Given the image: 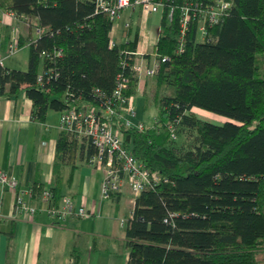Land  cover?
I'll use <instances>...</instances> for the list:
<instances>
[{"label": "trees", "instance_id": "1", "mask_svg": "<svg viewBox=\"0 0 264 264\" xmlns=\"http://www.w3.org/2000/svg\"><path fill=\"white\" fill-rule=\"evenodd\" d=\"M0 10L31 15L40 29L28 40L26 68L0 66V91L24 90L34 118L43 121L49 109L61 111L72 101L81 108L98 104L95 89L109 95L119 72L131 79L124 93L134 92L132 58L123 67L120 52L136 48L137 32L129 44L115 38L111 44L113 21L92 0H0ZM160 24L155 50L168 58L153 76L157 87L172 85L173 93L157 98L155 126L110 119L124 147L167 178L135 195L125 225L127 264H258L264 250V76L257 63L264 52V0H235L210 29L215 41L195 42L189 34L181 52L175 18L163 16ZM7 31L10 37L9 25ZM42 49L61 53L48 58ZM193 107L227 119L212 122ZM175 114L172 138L167 125ZM183 129L191 132L192 150L174 143ZM56 153L88 161L96 148L60 131ZM30 186L33 196L44 188L39 181ZM49 190L52 199L63 195Z\"/></svg>", "mask_w": 264, "mask_h": 264}, {"label": "crops", "instance_id": "2", "mask_svg": "<svg viewBox=\"0 0 264 264\" xmlns=\"http://www.w3.org/2000/svg\"><path fill=\"white\" fill-rule=\"evenodd\" d=\"M154 14L157 13L144 18L143 27L136 23L140 14H133L134 28H141L144 35H148L141 43L149 50L152 47L148 40L154 37L158 26L151 27ZM15 26L18 41L23 40L18 49L28 46L29 53L28 40L34 35L33 28L0 10V59L4 66L11 68L16 67L4 62V55H8L6 45L14 36ZM120 31L123 35L122 27ZM27 58L28 54L24 59L26 66ZM146 76L142 73L136 81L138 95L135 90L132 93L136 108L133 120L152 126L156 112L148 122L143 116L148 103L144 88ZM32 105L33 100L24 90L10 96L0 91V167L17 178L18 189L39 181L44 188L53 187L57 196H71L75 209L84 205L92 213L86 216L71 214L60 221L42 209L45 203L36 195L24 196L26 202L35 207L29 216L17 207L15 192L0 183V264H127L129 247L125 225L134 207V193L125 183L121 191L102 198L103 167L91 164L78 154L74 160L58 158L60 111L49 109L45 120L41 121L32 116Z\"/></svg>", "mask_w": 264, "mask_h": 264}, {"label": "built area", "instance_id": "3", "mask_svg": "<svg viewBox=\"0 0 264 264\" xmlns=\"http://www.w3.org/2000/svg\"><path fill=\"white\" fill-rule=\"evenodd\" d=\"M95 11L105 12L110 19L114 21L122 16L124 10L130 8L129 14L125 16L122 22L123 39L120 41L124 44L129 42L137 32L136 48H122L120 54L121 65L129 66V59L132 58L130 69L132 75L138 81L140 75L144 73L147 76H153L158 71L161 63L168 56L161 55L155 50L156 43L159 39L161 24L156 28L154 37L148 40V45L152 48L149 50L142 45L144 30L134 28L133 14L139 13L146 18L153 13H159L160 19L172 21L174 18L177 22L176 34V51H183L186 46L187 36L193 34L195 42L215 41L217 37L210 32V29L217 23L221 22L229 12L235 0H92ZM4 15L31 26L34 35L40 31L37 26L36 18L25 14H17L13 10H2ZM14 36L6 48L7 54H13L19 47L16 26L13 28ZM115 42L114 37L111 44ZM61 49L47 51L42 49L41 56L51 58L54 54L59 55ZM0 66H3V60L0 59ZM39 73L37 81H41L44 74ZM131 79L124 73L119 72L116 76V83L112 92L108 95L95 89L99 98V103L86 105L84 108L77 107L72 101L66 108L60 111L59 128L61 131L70 133L78 142L90 143L96 148V153L89 158L91 164L101 165L104 169V175L100 185V196L109 197L114 192L122 190L125 183L128 184L134 195L138 194L144 187L154 185L167 178L160 172L149 169L138 159L129 149L124 147L122 142V133L114 128L110 119L113 115L122 118L126 125H134L143 129L144 123L134 121L136 108L134 105L133 94H125L124 90L129 87ZM172 104V103H171ZM179 114H175L169 121L167 128L172 138L176 137L175 123L179 121ZM155 118L152 126L154 124ZM0 183L15 192L17 207L25 211L29 216L35 211V207L29 205L24 196L32 197L33 189L31 186L18 189V180L14 175L9 174L0 167ZM42 201L45 203L42 209L57 220H64L68 215L86 216L92 213L84 205L74 208L71 196L62 195L55 200L52 199L49 188H43L40 194ZM169 213V216L173 215ZM167 220V219H165Z\"/></svg>", "mask_w": 264, "mask_h": 264}, {"label": "rangeland", "instance_id": "4", "mask_svg": "<svg viewBox=\"0 0 264 264\" xmlns=\"http://www.w3.org/2000/svg\"><path fill=\"white\" fill-rule=\"evenodd\" d=\"M130 8L128 7L126 10L122 13V18L115 19L113 21L112 29H111V36L117 39L118 41H121L123 39V35L120 31L122 27V22L125 19V16L129 14ZM158 14H154L151 19V27L155 28L158 23ZM135 16V15H134ZM135 23V22H134ZM137 25L143 27L145 24L144 17L141 15H137L136 19ZM135 23V24H136ZM28 54V46L20 47L16 52L13 54L4 55V62H6L8 65L16 68H24L26 65L24 63L25 56ZM258 65L261 68V76H264V52L259 54V59L257 60ZM139 87V84H138ZM144 87V86H143ZM145 90L146 95L148 99V103L146 104L145 110L143 112L144 120L149 121L151 120L152 116L156 112V100L159 96L162 94H171L173 93V86L167 85V84H161L159 87L155 85V78L154 76H146L145 78ZM135 95H138V90L135 88ZM199 116L206 118L212 122H223L227 119V117L207 112L205 110L199 109L197 107L192 108ZM155 117V116H154ZM193 137L191 135V132L188 130H179L177 134V138L175 139L174 143L180 147H182L184 150L190 149V144L192 143ZM257 263L258 264H264V250L260 251L257 255Z\"/></svg>", "mask_w": 264, "mask_h": 264}]
</instances>
